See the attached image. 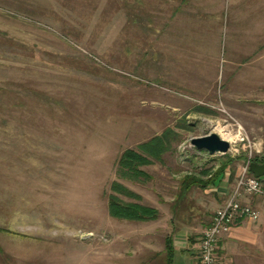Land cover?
<instances>
[{
    "label": "rangeland",
    "instance_id": "obj_1",
    "mask_svg": "<svg viewBox=\"0 0 264 264\" xmlns=\"http://www.w3.org/2000/svg\"><path fill=\"white\" fill-rule=\"evenodd\" d=\"M212 132L232 149L191 143ZM263 155L264 0H0V264H167L148 242L197 241ZM111 194L158 219L111 215Z\"/></svg>",
    "mask_w": 264,
    "mask_h": 264
},
{
    "label": "crops",
    "instance_id": "obj_2",
    "mask_svg": "<svg viewBox=\"0 0 264 264\" xmlns=\"http://www.w3.org/2000/svg\"><path fill=\"white\" fill-rule=\"evenodd\" d=\"M249 201L260 209L261 216L256 221H237L229 232L219 238L216 249L218 264H264V200L262 197H254ZM146 235L149 236L148 233ZM190 236L191 230L184 228L175 230L168 236L172 239L174 250L172 264H200L195 248L196 241ZM152 247L149 242L145 247L148 260L155 255L158 259L165 260L163 257L166 255L168 264L167 248Z\"/></svg>",
    "mask_w": 264,
    "mask_h": 264
},
{
    "label": "built area",
    "instance_id": "obj_3",
    "mask_svg": "<svg viewBox=\"0 0 264 264\" xmlns=\"http://www.w3.org/2000/svg\"><path fill=\"white\" fill-rule=\"evenodd\" d=\"M239 141L249 140L242 136ZM232 147L230 142V149ZM251 162L249 160L242 167L230 196L215 210L210 224L196 241L195 248L200 264H218L217 242L223 234L230 231L233 224L239 220L256 221L260 218V209L249 200L254 197H262L264 200V176L257 177L251 172Z\"/></svg>",
    "mask_w": 264,
    "mask_h": 264
},
{
    "label": "trees",
    "instance_id": "obj_4",
    "mask_svg": "<svg viewBox=\"0 0 264 264\" xmlns=\"http://www.w3.org/2000/svg\"><path fill=\"white\" fill-rule=\"evenodd\" d=\"M159 137L154 138L150 142H147L143 145H141L142 149L144 151L149 152H156V155L158 152L164 150V148H161L162 140ZM141 155L137 153L134 150H128L123 154V157L121 158L120 164H121V170H132L135 162L139 161L138 159H141ZM146 159V158H145ZM254 161L258 163H264V155L261 158H254ZM145 162H149L148 159L145 160ZM225 167V166H224ZM124 172V171H123ZM225 168H221L214 176H211L205 183L202 182L201 186L208 187L209 185H217L219 182L222 181V178L224 176ZM203 180L197 179L195 176H186L184 180L182 181V189L180 191V200L183 201L188 196L190 188L193 186V184L197 182H201ZM114 190H119L120 193H123L125 195L131 194V192L123 185L114 183L113 184ZM117 188V189H116ZM121 189V190H120ZM117 190V191H118ZM109 209L111 215L118 217V218H126V219H140V220H152V219H158L159 217V210L157 208L148 206V205H142L140 203L132 202V203H124L121 202V200L118 199L117 195L111 194L109 199ZM167 251H168V264H172L173 261V245H172V239L170 237H167Z\"/></svg>",
    "mask_w": 264,
    "mask_h": 264
},
{
    "label": "water",
    "instance_id": "obj_5",
    "mask_svg": "<svg viewBox=\"0 0 264 264\" xmlns=\"http://www.w3.org/2000/svg\"><path fill=\"white\" fill-rule=\"evenodd\" d=\"M191 143L199 150H206L210 154L226 153L230 149V142L218 133L212 132L204 136L193 137ZM251 172L257 176H264V163L252 161Z\"/></svg>",
    "mask_w": 264,
    "mask_h": 264
},
{
    "label": "bare ground",
    "instance_id": "obj_6",
    "mask_svg": "<svg viewBox=\"0 0 264 264\" xmlns=\"http://www.w3.org/2000/svg\"><path fill=\"white\" fill-rule=\"evenodd\" d=\"M220 128V127H219ZM218 128V129H219ZM226 139L228 140V141H230L231 140V135H230V133H227V137H226Z\"/></svg>",
    "mask_w": 264,
    "mask_h": 264
}]
</instances>
